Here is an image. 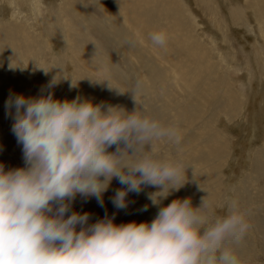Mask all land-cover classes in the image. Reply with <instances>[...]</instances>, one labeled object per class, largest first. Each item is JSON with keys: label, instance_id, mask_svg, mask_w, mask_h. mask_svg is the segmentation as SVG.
<instances>
[{"label": "rangeland", "instance_id": "rangeland-1", "mask_svg": "<svg viewBox=\"0 0 264 264\" xmlns=\"http://www.w3.org/2000/svg\"><path fill=\"white\" fill-rule=\"evenodd\" d=\"M134 1V6L138 4L135 17L143 29L139 34L128 28L121 16L108 14L109 8L102 0H40L36 7L33 0H0V164L6 171L24 166L21 145L11 132L12 114L6 112L5 101L10 95L39 96L42 87L61 69V76L80 81L74 88L69 87L67 80L60 82L54 91L51 89L54 99L72 100L80 96L128 112L137 108L138 114L165 124L176 123L182 130V140L176 145L162 144L161 154L181 159L183 167L189 168L188 179L179 190L157 193L156 196L168 194L161 206L184 198L198 206L201 198L207 196L213 205L211 219L214 220L225 214L226 201L236 198L246 213L249 228L239 242L229 246L234 249L239 264H264V38L259 27L244 14L238 24L230 18L231 10L247 8L245 0H213V18L203 14L195 1L180 0L185 6L179 12V19L174 14L176 11L163 16L161 2ZM159 29L169 34V42L163 48L152 46L148 39L149 32ZM185 35L203 40V59L199 60L193 49L176 50L175 39L182 41ZM95 46L102 59L93 62L90 60ZM73 48L83 54L74 56ZM158 55L170 57L184 71L185 81L194 83L192 92L182 86L180 89L175 79L172 82L173 70L167 65L165 68ZM35 62L49 72L45 74ZM137 79L144 83L136 103L127 92ZM225 79L234 84V91L241 96L236 108H231L225 96L220 95L224 92ZM103 81H110L112 87L123 93L109 89ZM215 142L222 143L225 150L224 157L218 161L220 167L216 166L217 159L211 160L206 154V147ZM193 166L197 169L198 182L192 179L190 167ZM212 166L218 167L214 172L218 184L205 175ZM198 183L204 191L198 188ZM120 187L113 179L103 194V207L95 198L85 200L77 196L71 210L90 213V222L113 213L117 224L146 222L155 217L158 208L151 204L148 194L157 192L158 188L148 186L139 194L129 193L128 207L117 210L109 198ZM145 205L147 210H142Z\"/></svg>", "mask_w": 264, "mask_h": 264}, {"label": "clouds", "instance_id": "clouds-1", "mask_svg": "<svg viewBox=\"0 0 264 264\" xmlns=\"http://www.w3.org/2000/svg\"><path fill=\"white\" fill-rule=\"evenodd\" d=\"M148 39L163 48L169 34L159 29L149 32ZM72 52L83 54L75 48ZM101 59L95 46L90 61ZM61 71L39 96L10 95L5 101L24 166L6 171L0 164V264H239L229 245L243 238L249 224L236 198L226 201L225 214L214 220L207 196L198 206L189 198L161 206L188 179L189 168L181 159L161 154L162 144L181 142L179 126L138 114L137 108L128 112L80 96L54 99L51 89L60 82L67 80L74 88L80 81L61 76ZM143 83L137 79L127 92L136 103ZM190 168L198 182L197 169ZM113 179L122 186L109 198L117 210L128 207L129 193L158 188L148 194L158 208L155 217L117 224L113 213L90 222V213L71 210L77 196L95 198L103 207ZM198 188L203 190L200 183ZM165 191L167 195L156 196Z\"/></svg>", "mask_w": 264, "mask_h": 264}, {"label": "bare ground", "instance_id": "bare-ground-1", "mask_svg": "<svg viewBox=\"0 0 264 264\" xmlns=\"http://www.w3.org/2000/svg\"><path fill=\"white\" fill-rule=\"evenodd\" d=\"M68 1V0H67ZM104 2V5L105 7L109 8V11L108 14H116V16H121V18L123 19L124 23L128 26V28H132L136 31L137 34H139L141 32L142 29V25H139L138 24V18L135 17V10L138 6H134L133 3L135 2L134 0H102ZM150 1V2H149ZM195 1V4L196 6H198L199 10L205 14L206 16H211L212 18L215 16V10H214V2L213 0H193V2ZM66 2V0H65ZM137 2V1H136ZM149 3L147 4H150V3H157V4H160L159 2H161L160 5H162L163 7L161 8V12H162V15L163 16H169L171 12H174L176 11L174 14L175 16H177V18L179 19V12L181 10L182 7H184V3L181 2L180 0H148ZM218 2V1H217ZM244 7L246 6L247 8H243L242 10H239V9H234V10H231V19L233 21L234 24H238L239 22V19L242 16V14L244 15H247V16H250L258 25L259 27V30H260V35L261 37L264 38V0H245L244 2ZM38 4L40 5V0H38ZM146 4V6H147ZM219 4V3H218ZM111 6V8H110ZM152 6V5H151ZM149 7V6H147ZM67 8V7H65ZM153 10L155 7H152ZM197 8V7H196ZM195 8V9H196ZM69 9V8H68ZM83 9V8H82ZM115 10V12L113 13L112 10ZM146 9V8H145ZM158 9V8H157ZM231 9V8H230ZM160 10V9H158ZM67 12L69 10H66ZM71 11V9H70ZM155 11V10H154ZM190 11V10H189ZM246 11H247V14H246ZM187 12V11H186ZM191 13V12H190ZM189 13V16H193L192 14ZM199 13V12H198ZM77 14V13H76ZM79 15V14H78ZM76 16V15H75ZM83 16V15H81ZM217 16V15H216ZM194 18L196 17L195 15L193 16ZM116 18V17H115ZM119 18V17H118ZM197 18V17H196ZM72 19V18H71ZM113 19V18H111ZM68 20V19H67ZM115 21V19H113ZM66 21V20H65ZM120 21V19L118 20ZM140 21V20H139ZM238 21V22H237ZM69 22V21H68ZM220 23V22H219ZM218 23V24H219ZM240 23H241V20H240ZM68 24V23H67ZM143 24V23H142ZM196 27L198 26V23L197 21L195 22L194 24ZM214 26V25H213ZM219 26V25H218ZM216 27V26H214ZM221 27V26H220ZM71 28V27H70ZM69 28V29H70ZM221 29V28H220ZM13 30V29H12ZM222 30V29H221ZM130 31V30H128ZM93 32V31H92ZM181 34V32H179ZM221 33V32H220ZM127 34V33H126ZM178 34V33H177ZM137 36V35H136ZM139 36V35H138ZM140 37V36H139ZM186 38L183 37V40L180 41L179 39H175V48L177 51H181V49H185V48H188L189 50L190 49H193L194 51H196V55H197V58L200 60V59H203V56L205 55V52L202 53V49H204V46L202 45V42L203 40L200 41V38L198 39H193L191 37H188L185 35ZM125 38V37H124ZM128 38V37H127ZM144 38V37H143ZM181 38V37H179ZM137 39L139 40V38L137 37ZM171 40V39H170ZM173 41V39L171 40ZM104 42V41H103ZM169 42V41H168ZM174 42V41H173ZM172 42V43H173ZM171 43V42H170ZM171 43V44H172ZM1 44V43H0ZM147 44V42H146ZM169 44V45H171ZM141 46V44H139ZM128 47V46H127ZM144 47V46H143ZM142 47V48H143ZM148 49V48H146ZM152 48H150L151 50ZM155 49V48H154ZM173 49V47H172ZM156 51V50H155ZM175 51V50H174ZM186 52V51H184ZM152 53L155 54V52L152 51ZM178 53V52H177ZM209 53V52H208ZM158 54V53H157ZM162 54V52H161ZM174 54V53H173ZM185 54V53H183ZM191 54V52L189 53ZM204 54V55H203ZM80 56V55H79ZM165 56V55H164ZM162 55H158V59H160L159 62H161V64L164 65H167L169 66L173 71V74H174V78H172V82H173V79H175L176 81V84L179 85V88L180 86H182L183 88H185L186 90L189 89L188 92H192L193 90V87H194V83H188L185 81V79L183 78V75L182 76V71L179 70V67L178 65L174 64L173 63V60L170 58V57H164ZM221 56V55H220ZM224 56V55H223ZM210 58V57H209ZM72 59H73V56H72ZM77 59V58H76ZM91 59V58H90ZM83 60V59H82ZM223 60V59H222ZM80 61V60H79ZM197 61V60H196ZM205 61V60H204ZM224 62V61H223ZM77 64V63H76ZM159 64V63H158ZM179 64V63H178ZM74 65V64H73ZM75 66V65H74ZM180 66V65H179ZM201 66V65H200ZM213 66V65H212ZM173 67V68H172ZM208 65L205 66V69L207 70L208 69ZM85 68V67H84ZM167 68V67H165ZM228 69V68H227ZM77 70V69H76ZM210 70V69H209ZM87 71V70H86ZM168 73H169V70H167ZM76 72H79V71H76ZM203 72V71H202ZM208 72V71H207ZM171 73V72H170ZM168 76V74H167ZM198 77V76H197ZM196 77V78H197ZM186 78V77H185ZM229 80V79H228ZM227 79H225V87L222 89L223 93H221L220 95L222 96H225L224 98L226 99V101L228 102V104L231 106V108H236L238 107V100L241 101V96L236 92L234 91V88H233V85L234 84H231ZM169 81V80H168ZM192 81V80H191ZM194 81V80H193ZM171 82V83H172ZM198 82V81H197ZM220 84V83H219ZM174 86V85H173ZM177 86V85H176ZM218 86V85H217ZM176 88V87H175ZM174 88V89H175ZM181 89V88H180ZM10 90L12 92H14V89L10 88ZM219 91H221V89H218ZM54 91V89H53ZM210 90H208L209 92ZM183 92V91H182ZM18 93V92H17ZM212 93V92H211ZM215 93V92H214ZM219 92H217V95H218ZM182 94V93H181ZM219 95V96H220ZM192 96V95H191ZM221 97V96H220ZM209 98V97H208ZM223 99V98H222ZM182 100V99H181ZM225 102V101H224ZM223 104V103H222ZM226 104V103H224ZM198 107V106H197ZM203 109V108H202ZM225 109V108H224ZM196 110V109H195ZM226 110V109H225ZM229 111V110H228ZM229 116V115H228ZM192 118V117H191ZM172 120V119H171ZM190 120V119H189ZM193 121V120H192ZM198 126V125H197ZM203 134V133H202ZM213 134V133H212ZM211 134V135H212ZM210 135V136H211ZM209 136V135H208ZM201 138V137H199ZM220 139V138H219ZM193 146V145H192ZM198 146V145H197ZM196 147V146H195ZM200 148V147H199ZM198 148V149H199ZM260 149V148H259ZM184 150V149H183ZM200 150V149H199ZM162 151V150H161ZM198 151V150H197ZM202 152V151H201ZM204 152V151H203ZM224 147L222 145V143L220 142H215L213 143L211 146L209 147H206V154L208 155L209 158L212 159H217V162L216 160H214L216 162V166H219V160L222 159V157H224ZM262 152V151H260ZM259 153V151H258ZM258 153H257V156H258ZM226 154V153H225ZM256 156V157H257ZM226 157V156H225ZM255 157V156H254ZM210 161V160H209ZM223 162V161H222ZM208 166V165H207ZM215 168L212 166L211 168H209L206 172V176L208 178H210L213 182V184L217 181V178L215 177V174L214 172L217 171L218 167ZM220 167V166H219ZM258 171V170H257ZM255 173H258V172H255ZM262 174V173H261ZM217 176V175H216ZM218 182V181H217ZM216 182V183H217ZM218 184V183H217ZM216 185V184H215ZM218 186V185H217Z\"/></svg>", "mask_w": 264, "mask_h": 264}]
</instances>
